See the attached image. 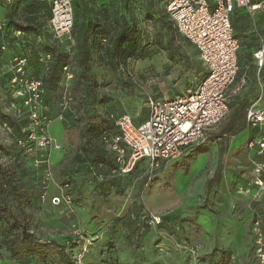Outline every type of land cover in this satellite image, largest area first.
Here are the masks:
<instances>
[{"label":"rangeland","instance_id":"obj_1","mask_svg":"<svg viewBox=\"0 0 264 264\" xmlns=\"http://www.w3.org/2000/svg\"><path fill=\"white\" fill-rule=\"evenodd\" d=\"M29 1L15 0L6 9L5 16L10 13L14 24L28 28L26 46L32 58L29 72H38L45 80L38 109V114L45 117V123L32 126V133L35 138L48 134L60 148L40 147L35 139H29L24 146L18 143L24 134L13 131L20 118L12 114L10 104L20 101L14 98L6 81L10 57L0 53V163L4 170L15 176L16 186L24 194L22 206L32 217L29 229L36 238L48 245L55 242V247H51L56 259V252L63 244V251L74 264H264V207L260 201L249 202L239 195V178L248 165L244 160L238 164L234 162L252 131L245 115L247 109L254 106V97L247 92L234 97L231 101L234 105H229L219 123L206 130L203 142L190 147L182 157L168 161L174 165L176 174L162 178L160 191L166 197L164 210L144 213L145 210L140 209L137 212L139 205L136 202L141 189L154 179L159 168L135 167L125 178L111 180L116 184L115 192L107 193L106 187H102L103 181L90 177L87 169L82 170L74 154L82 146V131L87 122L103 123L109 110L120 107L131 116L134 124H139L148 112V97L170 96L185 87V80H194L193 73L183 63L185 57L193 55L192 48L168 39L167 24L163 22L166 18L162 13L139 18L129 11V23L136 24V33L141 38L137 55L124 61L115 58L116 68L112 69L106 63L102 46H96L90 61V69L97 80L94 95L81 102L83 86L77 85L75 79L66 83L59 66L40 65L39 56L34 55V52L46 50L45 46H56L45 17L41 16L33 23L26 21L24 7ZM89 1L98 7L106 4L103 0ZM206 1L212 11L216 5L214 0ZM229 17L233 35L239 37L233 11ZM82 24L85 26L86 18ZM12 28L3 33L7 43L13 41ZM238 61L241 75L245 63L243 55L238 56ZM68 68L74 74L77 72L69 62ZM53 70L59 71L61 78L50 83L46 80ZM69 90L72 98L64 105ZM241 98H246L248 105L243 112H238L243 119L242 127H245L240 131L236 125H231L233 110ZM28 127L24 129L28 130ZM30 132L28 130L27 135ZM96 134L97 131L92 138L101 147ZM65 140L67 146H63ZM136 170H143L144 178L137 179ZM190 179L191 191L187 185ZM198 182H203L199 190ZM198 191L199 196H196ZM181 198L187 206L184 211L175 208ZM113 203H122L120 211ZM130 203L131 218L136 222L134 227L125 230L129 231L131 252H117L121 244L118 245L119 240L115 237L123 234L113 233L126 229L120 222L129 221ZM114 214H119L116 218L119 223L111 225L98 239H90L78 227L83 221H91L93 216H100L107 223ZM152 215L159 216L160 221L155 222ZM111 230H115L113 236L109 233ZM258 233L262 236L261 245L257 243ZM2 238L0 233V264H19L2 246ZM31 264L41 263L34 259Z\"/></svg>","mask_w":264,"mask_h":264},{"label":"built area","instance_id":"obj_2","mask_svg":"<svg viewBox=\"0 0 264 264\" xmlns=\"http://www.w3.org/2000/svg\"><path fill=\"white\" fill-rule=\"evenodd\" d=\"M10 1L3 0L4 3ZM47 1L51 7L47 27L53 39L57 43L71 40L72 0ZM158 1L178 34L197 50L205 72L193 87L186 88L180 94L173 97H148V116L139 124H134L128 113L110 115L118 128V134L104 137L103 141L116 164L112 173L119 175L131 172L141 160H146L148 167L155 169L169 160L182 157L190 147L204 141L206 130L219 123L228 112L230 97L245 86L244 77L237 79L239 42L233 35L229 15L237 7L245 8L250 13L264 12V0L255 3L250 0H214L216 5L212 11L206 0ZM21 34L20 31L15 32L17 37ZM19 43L17 40L16 44ZM1 50L10 56L12 76L8 86L14 98L20 100L19 104L11 102L12 113L20 116L24 108L29 119L28 130L31 132L26 142L35 139L40 147L60 148L48 134L43 133L35 138L32 133V126L45 123V117L38 114L43 92L41 80L29 73L26 56L16 54L7 44H3ZM50 58L49 53H42L40 62L46 65ZM253 62L259 68L264 64L263 39L253 53ZM62 70L64 80L68 83L73 73L68 66H63ZM70 101L71 96L67 93L64 105ZM245 119L248 126L263 132V136H257L247 144L249 149L255 150V157L251 162L250 176L237 191L259 202L264 194V158L260 157L264 154V107L251 106L246 111ZM26 142L18 141L23 146ZM152 219L157 223L160 221L159 216L152 215ZM257 243L262 244L260 233Z\"/></svg>","mask_w":264,"mask_h":264},{"label":"trees","instance_id":"obj_3","mask_svg":"<svg viewBox=\"0 0 264 264\" xmlns=\"http://www.w3.org/2000/svg\"><path fill=\"white\" fill-rule=\"evenodd\" d=\"M14 1L15 0H11L9 3H4L2 1L1 6L5 8L11 7ZM103 2H105L106 4H103L102 7H98L96 4L90 3L89 0H72L73 25L71 30V40H66L62 43L55 42L56 48L45 46L46 50L41 53L34 52L35 56H39V62L40 55L42 53H49L51 56L50 61L46 65L40 62V65H43L45 67L48 64L54 66L57 65L59 66L63 74V66H68V62L72 65V67L77 71L75 74L73 73L74 75L72 80L75 79L77 85L79 83L83 86V98L81 99V102L87 101L92 95H94V89L97 80L94 73L90 69V61L96 46H102L103 55L107 60L106 63L112 69L116 68L114 61L115 58H119L121 61H124L125 59L137 55L138 43L141 38L139 39V36L136 33V24L129 23V11L136 13L139 18L148 17V15L158 12L162 13L164 18H166V20H163V22L167 24L166 32L169 35L168 39L171 38L178 43H186L188 47L192 48L195 52L194 47L191 46L184 38H182L178 34L173 22L163 12L158 0H103ZM24 9L26 12V21L29 23L36 22L41 16H43L47 19V24V21L51 17V7L47 0H30L25 5ZM83 18H86L85 26H83L82 24ZM11 26L14 27L11 30L13 41L12 43H7V45L9 47H12L16 54L27 57V68L29 70L32 58L28 55L26 46L27 35L25 32L28 30V28H22V26L14 24V22L11 20V14L9 13L6 17L4 31H9V28ZM16 31H20L22 34L17 37L15 36ZM17 40L20 41L18 45L16 44ZM238 42L239 50L237 53V79H240L241 65L238 61V56L240 54L243 55V59L245 62L244 65H251V63L255 64L253 62V53L258 48V45L252 50V52H246L241 48L239 40ZM129 45H131L130 48ZM0 53L9 56L5 51L1 49ZM183 63L184 67L187 70L191 68V62L189 58L185 57L183 59ZM69 70L72 72L71 68H69ZM203 74L204 72H202L201 75ZM11 76L12 73L11 71H9L6 74L7 84L9 83ZM31 76L40 79L42 82V88H44L45 80H43L38 72H33ZM243 77L245 78V86L239 93L230 97L228 106L230 104L234 105L232 104L233 102L231 103V101L234 100L233 98H236L238 95H240L244 88L247 86L248 77L246 75H243ZM60 78L61 73L59 71L56 72L55 70H53L46 81H50V83H52L59 80ZM68 94L72 98L70 90L68 91ZM247 103L248 102L246 98H241L237 102V106L233 110L234 119L232 122L233 125L231 126L236 125L239 130L243 126V119L238 116V112H243L248 105ZM21 111L22 113L20 114V116H15L12 113L15 117L20 118L18 124L13 127V131L17 132V134H21L23 131L24 135L20 137V140L26 142V135L28 133V130H25L24 128L29 125V119L27 117V112L25 111V109L22 108ZM121 113H126V111L121 110L120 107L109 110L103 123L95 124L94 122H87L88 125L82 131V147L85 153L90 156V161L95 162L98 159H104L106 157L110 159V165L108 171L106 172L96 168L94 166V163L93 166L91 164V168L87 169L90 177L95 178L100 182L110 180L109 183L113 185V187L116 186V184H113L114 182L111 180L123 178L124 176L130 174V172L125 175L112 173V170L116 168V164L114 162L112 154L105 149L103 141L104 137L114 136L118 134V128L110 115ZM96 131V135L99 138L98 140L101 143V147L98 146L95 143V140H93L92 138V134H94ZM106 176H110V178H107V180ZM98 177H101V180H98ZM24 200L25 198L23 192H21L16 186L15 176L4 170L0 163V233L3 237L1 240V244L10 254L11 258L19 264H31L34 259L41 264H74L70 256L63 251V244L60 245L59 251L56 252L58 258L56 259L53 256L54 254L51 247V245L55 247V242L51 241V244L48 245L40 242L36 238L35 234L29 229L32 223V217L23 209L22 203ZM140 209L141 205H139V209L137 212H140ZM131 217H133V215H130V221L128 222H120V224H122V228H124L123 226H125L126 229H129L135 226L136 222ZM105 226L106 227L100 228L101 230L99 229V232L97 231L89 235L90 239H98L99 235H104L105 231H108L107 229L111 227V225ZM121 230L119 229L117 230V232H121ZM113 231L115 230H111L109 232L111 233V236ZM69 238L70 237L67 236L66 239ZM109 251H112V249H110ZM104 264L110 263L107 262Z\"/></svg>","mask_w":264,"mask_h":264},{"label":"crops","instance_id":"obj_4","mask_svg":"<svg viewBox=\"0 0 264 264\" xmlns=\"http://www.w3.org/2000/svg\"><path fill=\"white\" fill-rule=\"evenodd\" d=\"M3 0H0V23L2 24V28L0 29V49L1 46L3 44H7V42L4 41V27H5V23H6V9L5 7L1 6ZM260 0H250L251 3H255L258 2ZM233 18H234V24L236 25V27L238 28L239 32H240V36L237 37L238 40L240 41V45L241 48L246 51V52H252V50L260 43V40L263 39L264 40V12L262 11H257L254 13H250L248 12L247 9H243V8H236L233 11ZM189 43V42H188ZM190 44V43H189ZM191 45V44H190ZM193 46V45H191ZM194 47V46H193ZM195 49V48H194ZM193 50V49H192ZM190 62H191V68L188 69L190 72L193 73V78L189 79V80H185L184 83H188L187 85H185V87L177 92L174 93L172 95H168L167 97H173L176 94H180L182 93L186 88L188 87H193L197 80L201 77L202 72H205V67L203 66L199 56H198V52L195 49V52L193 50V55H191V58H189ZM243 75H246L248 77V84L247 86L244 88V90L242 91V93H249L251 96L254 97V99L252 100L254 104V107H264V65L261 66L260 68L258 66H256L255 64L251 63L250 64H245L244 65V71L241 74V77H243ZM165 96V95H162ZM148 116V112L145 115V117L142 119V121H144ZM141 121V122H142ZM245 127H242L240 129L244 130ZM238 131V132H240ZM261 137L263 136V132L259 131L257 128H253L252 127V131L251 134L248 136L246 143L244 145H242L243 149H242V153L240 154V156H238L234 162H236L237 164L239 162H241L242 160L246 161V165H248V169L245 171L242 175L241 178H239L240 180V185H244L246 180L248 179V177L250 176V170H251V163L252 159L255 157V150L254 149H249L247 147V144L249 142V140L255 138V137ZM68 143L65 140V145L63 146H67ZM63 155V152L62 154ZM261 158H264V154H262L260 156ZM240 158V159H239ZM74 159L76 160V163H79L81 165L82 170L84 169H90L91 168V164L104 172L108 171L109 168V160L107 157L104 159H98L95 162H91L90 161V156L87 155L83 149L82 146H79L78 151L76 150L75 154H74ZM146 166L147 161L146 160H141L137 163L136 167L138 169H140V167ZM160 170H156L155 172V177L154 179H152L151 181H149V184H145L140 192L139 195V200L138 202H136L137 205H141V210H145L144 213H148V212H153L157 211V212H161L162 210H164L166 207H164L165 204V196L164 193L161 192V185H162V178H165V175H170L171 173L174 176L175 172V168L174 165L171 163H165L162 165H159V167H157V169ZM136 173H138L136 175L137 179L138 178H144L145 174L144 171L136 170ZM126 176H124L123 178H125ZM110 178V176H106V179ZM140 179V180H141ZM101 180V179H99ZM108 180V179H107ZM142 181V180H141ZM203 182H198L196 184L198 190L200 185H202ZM147 185V186H146ZM187 185H190V189L189 191L193 190L192 188V184H191V179L190 181L187 183ZM102 187H106L107 193H114L115 189L113 187V185H111L110 183H105L103 181L102 183ZM237 187V188H238ZM238 192V191H237ZM239 193V192H238ZM195 194V192L193 193ZM243 198L247 199L249 202H252L251 198L247 195L244 194H240ZM196 196H199V191L198 193H196ZM179 198V197H178ZM198 198V197H197ZM182 201V202H181ZM184 198H181L179 205H176L175 208L179 209L180 211H184L185 208H187V206L184 204ZM260 203L262 204V206L264 207V194L262 195V198L260 200ZM114 204V203H113ZM131 204V203H130ZM129 204V217L130 215L132 216V204ZM115 208L117 211H120L122 203H115ZM102 206V205H100ZM138 210V209H137ZM119 214H114V217H112L107 223H104V218L100 217V216H96V217H92L91 221H86L82 224H78L79 229L85 234L91 235L95 232H97L100 228L110 226L113 225L114 222H118V220L116 219L118 217ZM130 221V220H129ZM119 223V222H118ZM128 229H122L121 232H116L113 234H120L122 233L124 235L121 236H117L115 238H117V240H119L118 245H119V250H117V252H120V250H123L127 253L131 252V248L129 247V231L126 232ZM138 230L140 231V228H138ZM112 234V236H113ZM127 239V243L125 242V240ZM121 242V243H120ZM121 246V247H120Z\"/></svg>","mask_w":264,"mask_h":264},{"label":"water","instance_id":"obj_5","mask_svg":"<svg viewBox=\"0 0 264 264\" xmlns=\"http://www.w3.org/2000/svg\"><path fill=\"white\" fill-rule=\"evenodd\" d=\"M55 200H57V199H55Z\"/></svg>","mask_w":264,"mask_h":264}]
</instances>
